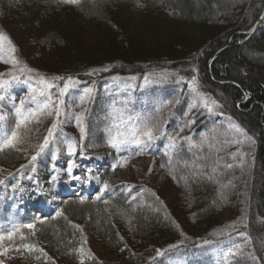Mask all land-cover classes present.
Segmentation results:
<instances>
[{
    "label": "rangeland",
    "instance_id": "1",
    "mask_svg": "<svg viewBox=\"0 0 264 264\" xmlns=\"http://www.w3.org/2000/svg\"><path fill=\"white\" fill-rule=\"evenodd\" d=\"M21 2L24 5L26 0ZM144 6L145 1L136 5L134 26L139 24ZM64 10L67 9L60 11ZM165 15L158 20L161 24L154 36L160 43L173 27L171 17ZM139 30L140 27L136 32ZM260 31L264 35V20ZM0 32L15 46L14 55L19 61L13 65L9 59L13 55L9 44L0 42V74H3L0 79L10 81L0 90V97H3L0 99V117H3L0 141H6L12 131H17L23 140L14 148L0 151V180L4 181L0 184L1 229L6 227L14 231L18 226L31 223L35 233L40 232L48 219L60 216L68 219L63 205L71 201L73 210L91 209L94 217L107 218L111 222L118 220L125 230H130L131 218L120 211L118 201L131 200L148 191L160 204L157 210L162 209L174 217L186 238L190 236L197 213L194 184L205 182L214 185L218 195L223 192L219 201L214 199L219 223L209 232L220 241L201 253L179 252L164 264H258L248 237L245 214L257 144L219 101L200 86L196 76H193L195 90L189 86L193 77L187 79L169 69L150 73L144 79L82 81V76L95 75L107 69L109 63L90 66L82 63L73 71H53L42 48V27H26L14 14L6 16L1 6ZM25 66L32 71L21 72ZM41 76L48 80L55 76H71L76 80V86L62 98L64 104L58 121L54 113L48 114L53 112L55 104L52 102L57 100L58 90L45 89L39 83ZM63 82L55 81L61 87ZM86 88L93 91L85 94ZM197 93H203V99ZM204 99L209 103L216 101L212 111L205 106ZM46 104L51 106L45 108ZM20 107L25 115L33 114L38 119H31L26 126L17 129L21 116L16 109ZM114 109L121 110L124 119L131 117L129 124H140L148 117L152 122L158 121L161 126L155 133L158 138L143 150L131 145H121L119 149L110 146L107 142L110 136L129 131L127 124L111 127L112 120L117 119ZM77 117H80L79 125ZM53 122H57V128L53 130L49 146L32 161V155L38 151ZM80 126L84 128L83 133ZM65 140L76 144L75 154H68ZM69 164L74 165L71 173L67 172ZM105 182L109 185L107 189H104ZM77 224L83 228L78 234L77 249L66 253L60 249L58 253L49 251L50 246L35 238L32 229L21 227L11 241L3 242L8 251L0 254V262L71 264L73 259L72 264H87V261L114 264L96 227L87 229L86 223ZM7 233L0 232L5 236ZM23 244L35 247L29 250L21 247Z\"/></svg>",
    "mask_w": 264,
    "mask_h": 264
},
{
    "label": "trees",
    "instance_id": "2",
    "mask_svg": "<svg viewBox=\"0 0 264 264\" xmlns=\"http://www.w3.org/2000/svg\"><path fill=\"white\" fill-rule=\"evenodd\" d=\"M21 1L0 0V6L6 16L14 14L28 28L42 27V48L53 71L109 63L95 75H81L82 81L144 79L165 69L187 79L197 77L257 144L245 214L255 259L264 264V35L259 26L251 33L264 20V0H26L24 5ZM143 1L139 24L134 26L136 5ZM65 8L68 11H60ZM164 13L173 27L161 44L154 36ZM194 185L197 213L186 238L174 217L157 210L160 204L148 191L118 201L120 211L131 218L130 230L118 220L94 217L91 209L73 210L70 201L63 205L68 219L46 220L34 237L50 246L49 251L66 253L77 249L83 229L77 223L84 222L87 229L96 227L114 264H164L179 252L201 253L220 241L209 232L219 223L214 199L219 201L223 192L218 195L211 183Z\"/></svg>",
    "mask_w": 264,
    "mask_h": 264
},
{
    "label": "snow or ice",
    "instance_id": "3",
    "mask_svg": "<svg viewBox=\"0 0 264 264\" xmlns=\"http://www.w3.org/2000/svg\"><path fill=\"white\" fill-rule=\"evenodd\" d=\"M67 2L70 3H75L76 0H67ZM7 42L10 46L9 51L10 53H12L13 55H10L9 59L12 62L13 65L19 64V61L16 59L14 53L16 51L15 46L12 45V42L10 41V39L3 33L0 32V42ZM2 58V57H0ZM106 70V69H105ZM21 72L23 71H29L31 72V69H28L27 66L23 67L20 69ZM3 74H0V76H2ZM13 79H16V77H13ZM180 80H183V77L179 78ZM55 81H64L62 87L59 84H56ZM10 81L9 80H4V79H0V90L3 89V87L7 84H9ZM39 83L41 85L44 86L45 89H53L56 88L58 90L59 96L57 98V100L55 102H52L55 104V107L53 108V112L48 113L49 115H52L53 113L55 114L57 121L59 120V116L61 113V106L64 104V100L62 99L66 94H68L70 92L71 89H73L76 86V80L69 76V77H62V76H55L52 78V80H48L47 78L41 76L39 78ZM189 86L195 90L197 85H196V79L195 77H193L192 81H190ZM93 90L91 88H86L85 89V94H89L91 93ZM43 94V92H42ZM199 96H201V98L203 99V93H197ZM3 97H0V99H2ZM81 99L83 100V97H81ZM23 104V102H22ZM204 104L205 106L208 108L209 111H212V105L216 104V101H211V103L208 102L207 99H204ZM50 104H46L45 108L50 107ZM159 111V110H157ZM17 114H19L21 116V119L19 120V122L17 123L16 127L17 129H19L21 126H26V122L30 121L31 119H38L37 117H35L33 114H28L25 115L22 111V107L17 108L16 109ZM113 115L117 117L118 119V123H117V119H113L112 120V128H119V127H123L124 125H128L129 126V131L127 133H117V136H110V138L108 139V144L114 148L119 149L121 147V145H131V146H135L137 149L139 150H143L146 147H148L152 141H154L155 139H157V135L155 134L156 132L160 131V124L158 121L156 122H152L151 121V117L145 118L144 121L140 124H136V123H132L129 124V120H131L132 118L129 117L128 119H124L121 113V110L118 109H114ZM0 120H3V117H0ZM77 122L78 125L80 123V117H77ZM57 128V122H53L51 127L48 129V134L47 136L44 137L42 143L39 144L38 146V151L32 155L31 160L35 161L37 159V157L43 153L45 151V149L49 146L50 140L53 138L54 133L53 130ZM80 131L81 133L84 132V128L83 126H80ZM109 132H111V128L108 129ZM123 137V138H119V137ZM17 143H23V140L20 138L19 133L17 131H12L11 132V136L9 138L6 139V141H0V151L3 150V148L6 147H16ZM64 143L67 144V151L69 155H73L76 153V144L72 141H68L65 140ZM174 144V141H173ZM199 147V145H198ZM57 152H59V149H57ZM53 159H56L55 156H53ZM126 163V161H125ZM123 166V165H121ZM73 167L74 165L69 164L68 168H67V172L71 173L73 171ZM229 167H231V165H229ZM74 179H79L78 177H73ZM55 179V178H54ZM4 181L0 180V184H3ZM109 187L108 183L105 182L104 183V189H107ZM83 202V201H81ZM21 227H25L28 229H32L33 230V235L35 234L34 231V224H27V225H21L18 226L16 228H14V231L12 232H8L7 235H3L0 234V254H4L8 251L7 248L3 247V242L7 239L9 241H11L15 235L16 232H19ZM21 235V239H23V233H20ZM241 235H244L243 233H241ZM21 247L25 248V249H29L31 250L32 248L35 247V245H30V244H23L21 245ZM17 250H20L19 248H17ZM41 252H43V249H40ZM158 255H161L162 252H158ZM0 264H2V262H0Z\"/></svg>",
    "mask_w": 264,
    "mask_h": 264
},
{
    "label": "water",
    "instance_id": "4",
    "mask_svg": "<svg viewBox=\"0 0 264 264\" xmlns=\"http://www.w3.org/2000/svg\"><path fill=\"white\" fill-rule=\"evenodd\" d=\"M257 26H258V23H257V24L255 25V27L253 28V31H252V32H254V31L256 30Z\"/></svg>",
    "mask_w": 264,
    "mask_h": 264
}]
</instances>
